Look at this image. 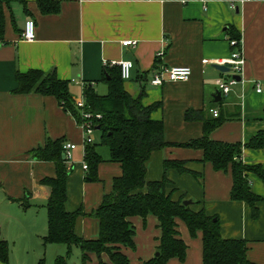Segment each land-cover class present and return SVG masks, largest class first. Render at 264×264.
<instances>
[{
  "label": "crops",
  "instance_id": "1",
  "mask_svg": "<svg viewBox=\"0 0 264 264\" xmlns=\"http://www.w3.org/2000/svg\"><path fill=\"white\" fill-rule=\"evenodd\" d=\"M59 1L60 11L47 15L41 13L37 0H27L29 12L19 2L12 3L11 8L5 6V39L0 41V239L8 244L12 240L43 242L47 234V202L52 189L42 180L56 176V164L33 158L32 150L44 146L48 137L76 144L68 165L71 172L66 209L69 212L81 209L75 225L80 237L99 236L100 221L94 212L104 194L112 191L114 178L122 174L121 164L102 154L104 161L98 166L97 180L87 179L83 169V129L56 97L36 92L16 93V72L30 69L54 72L58 78L69 81L70 93L76 101L79 98L75 96V86L81 87L82 98L89 83L100 95H105L108 92L103 80L105 67L114 61L132 60L134 67L131 77L124 80V87L134 97L142 94L145 106L159 103L151 117L163 121L167 143L152 152L146 180H160L166 175L170 181L167 192L172 191L173 199H191L193 209L204 208L207 214L217 215L222 237L245 239L248 258L264 264V182L256 174H248L252 191L262 197L258 203L259 217L254 219L248 203L230 198L231 171L216 170L211 162L204 161L202 149L182 145L204 135L205 121L215 118L213 109H218V116L224 119L210 133L213 140L245 144L264 130V1ZM28 18L36 25V38L32 42L22 39ZM232 33L242 40L246 60L242 81L215 101L216 80L231 74L219 71L215 61L231 56ZM126 39L135 40L136 44L123 46ZM162 50L164 55L158 56ZM161 65L189 66L191 78L153 85L151 80ZM256 84L261 86L260 92ZM101 85L105 86L103 90ZM188 110L194 112V118L187 119ZM94 137L97 142L100 132ZM165 160L185 161L186 167L197 175L180 173L174 168L165 172ZM242 160L264 168V148H244ZM21 200L28 208L20 205ZM130 221L136 229L135 248L122 247V251L130 264H142L157 253L161 235L158 219L150 214L145 220L132 216ZM177 223L188 246L186 258L183 261L171 258L168 264H203L202 231L193 237L183 220L177 219ZM59 245L68 252L67 245ZM12 256L10 251L8 264ZM102 258L109 261L107 254ZM89 260L90 264H98V255L90 253L86 262ZM0 264L5 263L0 260Z\"/></svg>",
  "mask_w": 264,
  "mask_h": 264
},
{
  "label": "trees",
  "instance_id": "2",
  "mask_svg": "<svg viewBox=\"0 0 264 264\" xmlns=\"http://www.w3.org/2000/svg\"><path fill=\"white\" fill-rule=\"evenodd\" d=\"M14 2L21 3L25 11L29 12L27 0H0V41L5 39V6L11 8ZM37 2L44 15L60 11L59 0ZM232 37L240 38L235 33H232ZM16 80V93L36 92L54 96L77 122L82 121L80 109L76 107L70 93L68 80L58 78L54 72L45 73L38 69L17 71ZM103 80L108 87L105 95H100L91 83L84 90L86 111L101 114V118L93 119L96 130L100 132V141L87 143L84 147V160L88 164L87 179L95 181L98 178V166L104 161L98 150L100 145L108 147L110 161L121 164L122 174L114 178L112 191L104 194L102 203L94 212L100 221V232L96 239L78 236L75 225L82 211L78 209L69 212L66 209L67 182L71 169L63 157L64 139L54 140L48 137L44 146L32 150L33 158L53 161L56 164V176L42 180L52 189L47 202L48 231L43 237V244H65L69 250L65 256H57L55 264H67L72 246L81 249L83 264L89 259L90 253L98 255V264H130L129 257L122 251V247L135 248L136 229L130 217L141 216L145 220L150 214L157 217L161 230L157 248L159 254L142 264H168L171 258L185 260L188 246L180 236L177 219L187 224L193 237L199 230L202 231L203 264H256L247 256L248 244L245 239L222 237L217 215L207 214L204 208L195 210L190 205H184V197L173 199L172 191L167 192L166 186L170 181L166 175L160 180H146L147 162L152 152L167 144L163 121L151 117V113L160 105L157 103L145 106L142 103V94L138 97L132 96L124 87L117 65L105 67ZM186 117L194 118V112L188 110ZM223 121L220 116L206 120L204 135L182 145L202 149L204 161L211 162L216 170L231 171L233 186L230 198L248 203L252 217L256 219L260 214L258 203L262 201V197L252 191L248 174H256L264 182V168L260 164L244 163L242 154L244 148H264V130L259 131L245 144L211 139L210 133ZM170 168L180 173L192 172L186 167V162L180 160H165V172ZM19 203L24 209L28 208L22 200ZM9 254L8 242L0 239V260L8 264ZM103 254L108 255V262L102 258ZM39 264H43V260Z\"/></svg>",
  "mask_w": 264,
  "mask_h": 264
},
{
  "label": "built area",
  "instance_id": "3",
  "mask_svg": "<svg viewBox=\"0 0 264 264\" xmlns=\"http://www.w3.org/2000/svg\"><path fill=\"white\" fill-rule=\"evenodd\" d=\"M250 1V0H242ZM252 1V0H251ZM264 1V0H260ZM36 38V25L32 18H28L25 22L24 30L22 33V39L26 41H34ZM136 44L135 40L126 39L122 41L123 46H134ZM230 44L234 47L231 56L228 59L222 61H215L216 64L228 65L231 68V74L227 78H218L216 80V86L218 91L223 95H228L232 92L233 87L242 81L241 73L245 65V57L242 52V40L233 38L230 39ZM164 55V50L158 53V56ZM113 65H117L120 68L121 78L127 80L131 77V71L134 67V62L132 60H120L114 61ZM192 69L189 66H166L161 65L151 80L153 85L159 86L168 81H188L191 78ZM257 85V91H261V86ZM85 86V85H84ZM76 107L80 109L82 121L78 122L80 127L83 129L84 137V147L87 143L95 142L94 132L96 131L94 118H101V114H93L89 110L86 111L87 102L85 97L75 101ZM213 115L217 117L219 115L218 109L212 110ZM76 148V144L71 142L63 143V155L66 159L68 165L72 162L73 150ZM83 169L88 173V164L83 163Z\"/></svg>",
  "mask_w": 264,
  "mask_h": 264
},
{
  "label": "rangeland",
  "instance_id": "4",
  "mask_svg": "<svg viewBox=\"0 0 264 264\" xmlns=\"http://www.w3.org/2000/svg\"><path fill=\"white\" fill-rule=\"evenodd\" d=\"M102 87L103 89L105 88L104 85H101V89ZM74 89L76 90L75 96L81 99L83 95L81 87L75 86ZM94 135L98 137V131H95ZM96 141L99 142L100 139L97 138ZM98 148L101 154L109 157V149L106 145H100ZM9 246L13 255L10 264H39L42 260L43 264H55L56 257L65 255L67 252L59 244H48L44 246L41 239L33 242L12 240ZM91 262L89 260L86 264H90ZM67 264H83L82 254L77 246H73L72 251L69 253Z\"/></svg>",
  "mask_w": 264,
  "mask_h": 264
},
{
  "label": "water",
  "instance_id": "5",
  "mask_svg": "<svg viewBox=\"0 0 264 264\" xmlns=\"http://www.w3.org/2000/svg\"><path fill=\"white\" fill-rule=\"evenodd\" d=\"M215 67L219 70V71H221V72H227V71H231V68L230 67H228L227 65H215ZM239 79L241 78V77H238ZM216 99H215V101H217V100H220V98H221V92L220 91H217V93H216ZM63 157H64V155H63ZM183 203H184V205H192L193 204V201L191 200V199H187V200H184L183 201ZM159 253L157 252L156 253V255H158Z\"/></svg>",
  "mask_w": 264,
  "mask_h": 264
}]
</instances>
